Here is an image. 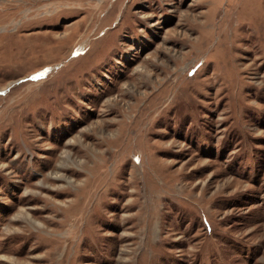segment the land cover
I'll return each mask as SVG.
<instances>
[{
	"label": "rangeland",
	"instance_id": "1",
	"mask_svg": "<svg viewBox=\"0 0 264 264\" xmlns=\"http://www.w3.org/2000/svg\"><path fill=\"white\" fill-rule=\"evenodd\" d=\"M0 264H264V0H0Z\"/></svg>",
	"mask_w": 264,
	"mask_h": 264
}]
</instances>
